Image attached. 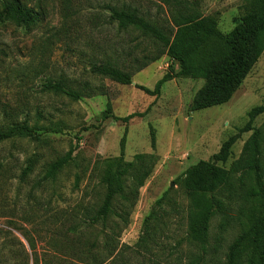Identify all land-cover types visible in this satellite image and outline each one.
Segmentation results:
<instances>
[{
  "label": "rangeland",
  "instance_id": "374dc122",
  "mask_svg": "<svg viewBox=\"0 0 264 264\" xmlns=\"http://www.w3.org/2000/svg\"><path fill=\"white\" fill-rule=\"evenodd\" d=\"M189 1L202 15L216 17L224 33L233 30L245 13L246 0ZM22 2L38 11L40 17L27 31L11 23L0 25V124L27 119L36 135L0 144V256L11 259L8 264H18L25 253L30 264L36 263L37 256L39 264H76L68 257L74 249L65 239L73 222L68 213L81 216L101 204L104 189L99 186L95 163L119 156L125 131L126 161H133L138 154H155L158 161L140 189L128 225L120 226L117 255L107 264H189L196 254L203 255L201 248L187 242L189 201L177 180L200 161H213L230 170L239 159L252 134L240 130L249 120L248 113L264 103V52L229 102L191 111L192 100L206 81L174 77L179 64L166 55L136 74L131 85L98 78L90 72L89 60L93 57L106 55L121 63L123 52L138 55L141 50L137 34L106 26L107 4L130 7L169 22L170 10L164 0ZM165 75L174 78L163 85L158 98L137 88L154 89ZM49 80L74 88L87 83L90 88H104L106 94L73 100L45 92L43 85ZM108 102L116 117L146 114L128 123L103 119ZM263 122L264 115L254 125L259 127ZM151 127L156 135L155 149ZM231 137H237V141L229 159L215 161L214 156ZM71 150L73 161L55 180H47L48 166ZM29 160L35 162V168L22 181ZM163 197L166 210L174 206L180 214L174 211L169 220L165 218L159 224L160 231L141 241L145 220ZM237 211L232 204L231 218ZM220 222V216L212 222L201 264H225L238 229L236 221L231 220L228 229L222 231ZM88 238L93 242L94 236ZM99 246V252H104L103 242ZM91 250L96 253L97 248Z\"/></svg>",
  "mask_w": 264,
  "mask_h": 264
},
{
  "label": "trees",
  "instance_id": "16d2710c",
  "mask_svg": "<svg viewBox=\"0 0 264 264\" xmlns=\"http://www.w3.org/2000/svg\"><path fill=\"white\" fill-rule=\"evenodd\" d=\"M164 1L170 10L169 22L140 14L130 7L107 4L106 26L137 34L136 41L141 50L138 55L123 52L121 63L106 55L102 58L93 57L89 60L90 72L98 78L131 85L136 74L166 55L179 64V72L174 77L206 81L204 88L192 100L191 111L229 102L264 52V0H246L245 13L228 33L220 30L216 17L202 15L193 1ZM39 17V12L24 6L22 0H0V25L11 23L27 31L36 25ZM174 77L163 76L154 89L141 85H137V88L158 98L163 85ZM43 90L73 100L106 94L104 88H90L87 83L74 88L52 80L45 82ZM145 114L116 117L108 102L103 119L114 118L128 123L136 116L143 117ZM262 115L264 103L248 113L249 120L240 133L252 134L230 170L218 167L213 161H200L177 180L189 201L186 218L187 242L190 246L201 248L205 254L213 220L221 217L222 231L228 229L231 220L236 221L238 234L228 247L225 264H264V122L259 127L254 125ZM35 135L36 129L29 125L27 119L10 125L0 124V144ZM126 136L125 131L119 156L95 163V170L100 176L99 186L104 189L101 204L94 205L81 216L68 213L73 222L65 239L69 243L68 247L74 249L68 257L74 259L76 264H107L114 261L120 226L128 225L140 189L158 161L155 154H138L133 161H126ZM236 141L237 137L225 141L214 156L215 161L226 162ZM151 144L155 149L156 135L152 127ZM73 159L71 150L50 164L46 179L55 180L58 173ZM34 163L29 160L22 171V181H26L32 174ZM163 200L164 197L157 201L145 220L141 241L149 240L160 231L162 228H159V224L165 218L169 220L174 211L180 214L174 206L166 210ZM232 204H236L238 211L236 217L231 218ZM89 236H94L93 242H90ZM101 242L104 252H99ZM20 245L25 251L21 242ZM91 247L97 248L96 253ZM203 255L196 254L188 263L201 264ZM9 260L0 256V264H8ZM39 262L40 257L37 256L35 264ZM18 264H30L29 255L25 253Z\"/></svg>",
  "mask_w": 264,
  "mask_h": 264
},
{
  "label": "water",
  "instance_id": "95a60500",
  "mask_svg": "<svg viewBox=\"0 0 264 264\" xmlns=\"http://www.w3.org/2000/svg\"><path fill=\"white\" fill-rule=\"evenodd\" d=\"M132 84H134V83H132Z\"/></svg>",
  "mask_w": 264,
  "mask_h": 264
}]
</instances>
